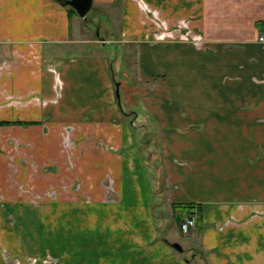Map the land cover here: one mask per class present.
<instances>
[{"label":"crops","instance_id":"0c3cea01","mask_svg":"<svg viewBox=\"0 0 264 264\" xmlns=\"http://www.w3.org/2000/svg\"><path fill=\"white\" fill-rule=\"evenodd\" d=\"M67 8L0 0V264H264V0H91L96 42ZM158 128L156 230L131 131ZM173 204L200 205L190 260Z\"/></svg>","mask_w":264,"mask_h":264},{"label":"rangeland","instance_id":"374dc122","mask_svg":"<svg viewBox=\"0 0 264 264\" xmlns=\"http://www.w3.org/2000/svg\"><path fill=\"white\" fill-rule=\"evenodd\" d=\"M99 10L98 12H102V13H107L108 10L104 9V8H99L97 9ZM95 9L91 8L90 11H88V13L86 14L85 18L86 21L81 23V27L82 29H84V31L87 33L86 35L82 34V37L84 36L85 38H87L86 40L88 41H98L99 37L101 36H105V38H113V35L116 34V30L114 28V25L112 21H110L109 19V23H107L106 25L102 26L104 27L103 30L100 31V16L96 15L95 16ZM107 15V14H106ZM105 16V18H107V16ZM73 16V15H72ZM78 19V17H77ZM108 19V18H107ZM77 21L75 20V22L71 21L70 22V27H71V33H77ZM95 31H97V36H95ZM101 34V36H100ZM109 34V35H108ZM81 35V34H80ZM108 35V36H107ZM98 45V44H97ZM107 47V51L109 56L111 57V59L115 58V61L113 63V73H114V78L116 80V82H119V69L121 68V55H120V50L121 47L117 46V49L114 48V46H106ZM87 49L85 44H81L80 46H72V48L70 50H68L69 54H79L80 50H84ZM119 99H120V104H121V108H127V105L124 104L123 100H122V91H119ZM146 92L142 95H135L133 97V101L132 104L128 107L130 108V110H134L135 112H138V119L137 120H141L144 116V114L146 113V111L143 109V105H142V98L143 96H145ZM150 121L154 122L151 117H150ZM155 127V125H154ZM155 129H157L155 127ZM161 131V129L158 128V130L156 131H131L132 136H133V141H134V145L136 147L139 148V152L138 154L141 155L142 157H144L143 161V172L144 175L146 177V181L147 184L149 186V190L150 193L152 195V199L151 202H153L155 204L154 209L152 210V216L153 217V227L156 229V224L158 225V220L156 219L158 216L159 211H161V204L163 201V197L160 198V196H156L153 195L152 193L155 191V189L157 187H159V183L162 184V186L160 185V189L161 187H163V182H162V175H161V170L162 172H164V159L161 157H159L160 159L158 160L157 158L153 159V155H159L160 151L158 150V147L155 143V141H159V138H157V133L159 134ZM160 165H162L163 167L160 168ZM158 175V176H157ZM157 182L158 185H157ZM164 192V191H163ZM190 229V228H189ZM157 230V229H156ZM188 232V230H187ZM186 234L184 233H180L178 231H176L174 228L167 230L166 232L163 233V236L166 240H168L171 243H175L178 244L182 249L183 252L181 254H179L180 258L183 261L186 260H190L192 254L190 251H188L186 249V247H190L193 244H195L196 242V232H188ZM159 232L157 231V234ZM194 263V262H193ZM195 263H197V260H195Z\"/></svg>","mask_w":264,"mask_h":264},{"label":"trees","instance_id":"16d2710c","mask_svg":"<svg viewBox=\"0 0 264 264\" xmlns=\"http://www.w3.org/2000/svg\"><path fill=\"white\" fill-rule=\"evenodd\" d=\"M67 12L69 15H75L74 11L71 10L70 8H67ZM256 28L259 29L260 31L264 32V21H259L256 23ZM172 215H174V223L177 225L178 230H179V225L182 222V217L184 215H194L195 219V229L199 230L200 229V224H199V218H200V205H193V204H173L172 207ZM192 211V212H191Z\"/></svg>","mask_w":264,"mask_h":264},{"label":"water","instance_id":"95a60500","mask_svg":"<svg viewBox=\"0 0 264 264\" xmlns=\"http://www.w3.org/2000/svg\"><path fill=\"white\" fill-rule=\"evenodd\" d=\"M57 4L63 7H68L74 11L75 15L80 18L83 22L86 21V14L90 10L91 0H53ZM95 36H97V31H95ZM115 98L118 100L117 86L115 85ZM170 248L178 254L183 252V249L175 243L169 244Z\"/></svg>","mask_w":264,"mask_h":264},{"label":"built area","instance_id":"2783aa9c","mask_svg":"<svg viewBox=\"0 0 264 264\" xmlns=\"http://www.w3.org/2000/svg\"><path fill=\"white\" fill-rule=\"evenodd\" d=\"M258 41L261 43H264V38L259 37ZM194 221L195 219L193 215L185 217L179 225L180 233H183V234L186 233L189 228L194 226V223H195Z\"/></svg>","mask_w":264,"mask_h":264}]
</instances>
